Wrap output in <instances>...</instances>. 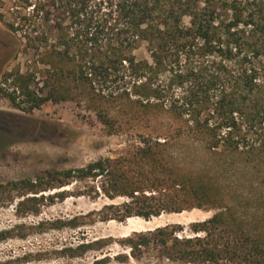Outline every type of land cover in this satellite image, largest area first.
<instances>
[{
  "label": "trees",
  "instance_id": "1",
  "mask_svg": "<svg viewBox=\"0 0 264 264\" xmlns=\"http://www.w3.org/2000/svg\"><path fill=\"white\" fill-rule=\"evenodd\" d=\"M0 21L18 41L1 95L29 110L83 103L125 137L120 153L0 185L18 190V210L32 203L38 213L41 192L86 181L89 195L124 200L64 223L71 227L93 214L212 211L130 233L132 257L264 264V0H0ZM110 244L82 241L66 254Z\"/></svg>",
  "mask_w": 264,
  "mask_h": 264
},
{
  "label": "rangeland",
  "instance_id": "2",
  "mask_svg": "<svg viewBox=\"0 0 264 264\" xmlns=\"http://www.w3.org/2000/svg\"><path fill=\"white\" fill-rule=\"evenodd\" d=\"M17 49L15 34L0 21V80L3 72L17 63ZM23 105L25 108L15 107L0 94V185L35 178L48 171L84 166L100 157L120 153L125 147V137L108 133L95 112L83 103L48 102L33 110L27 108V103ZM62 190L67 192L66 197L52 198L54 192ZM89 190L86 181H78L43 191L44 198L36 204L39 212L34 214L28 210L32 203L18 210L17 202L23 197L17 189L0 187V233L9 231L8 236L0 237V264H179L157 261L146 252L132 257L123 239L140 229L170 221L189 223L212 214L198 208L184 211L182 217L176 214L180 212H174L150 219L132 216L126 220H103L99 214H93L78 227L64 224L75 216L124 200L122 196L110 200L95 190L89 195ZM93 218L96 220L91 222ZM130 219L141 224L140 228L129 230ZM100 237H111L112 244L102 251L67 256V247ZM106 255L110 258L97 261Z\"/></svg>",
  "mask_w": 264,
  "mask_h": 264
},
{
  "label": "bare ground",
  "instance_id": "3",
  "mask_svg": "<svg viewBox=\"0 0 264 264\" xmlns=\"http://www.w3.org/2000/svg\"><path fill=\"white\" fill-rule=\"evenodd\" d=\"M188 213V212H187ZM187 213H186V215H187ZM194 213H196V212H194ZM178 216H180V217H182L183 215L185 216V212L183 211V212H180V213H176ZM175 215V214H174ZM162 216V215H161ZM173 216V215H172ZM199 216V215H198ZM165 217V216H164ZM180 217H178V218H180ZM203 217V216H202ZM160 218V220L162 219L161 217H159ZM186 218H188V217H186ZM155 219H157V218H155ZM170 219V218H169ZM189 219V218H188ZM171 220V219H170ZM182 220V219H181ZM138 221H140V220H138ZM177 221V220H176ZM179 221V220H178ZM187 221V220H186ZM152 222H154V221H152ZM169 222V221H168ZM171 222V221H170ZM149 223V222H148ZM139 225H141V224H138L137 223V221H135L134 219H130V220H128V229L129 230H131V231H133V230H136V229H138V227L140 228V226ZM162 225V224H161ZM142 228H145V227H143L142 226ZM141 230V229H140ZM139 231V230H138Z\"/></svg>",
  "mask_w": 264,
  "mask_h": 264
}]
</instances>
